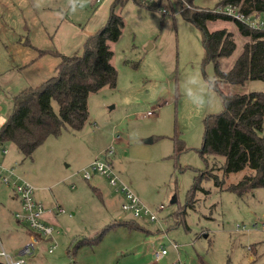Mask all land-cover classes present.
I'll list each match as a JSON object with an SVG mask.
<instances>
[{"label":"rangeland","instance_id":"obj_1","mask_svg":"<svg viewBox=\"0 0 264 264\" xmlns=\"http://www.w3.org/2000/svg\"><path fill=\"white\" fill-rule=\"evenodd\" d=\"M218 1L191 4L214 8ZM58 2L0 0V127L15 93L56 73L49 61H43V67L23 63L33 52L29 43L34 40L53 49L54 31L45 32L42 26L57 24ZM165 6L158 9L134 0L123 6V31L117 40H109L117 83L89 94V117L82 128L65 126L31 156L10 140L1 144L8 149L4 161L36 186V194L46 192L45 207L58 202L66 209L56 217L54 251L43 241L33 252L20 254L23 230L8 229L15 219L11 207L0 203L2 242L25 264H264V186L242 194L225 188L250 168L225 177V187L203 178L194 205L189 204L202 171L222 177L224 157L209 154L206 161L200 148L205 118L224 104L210 82L215 66L205 60L200 29L179 6ZM222 27L234 33L237 43L233 54L223 57L228 69L249 37L232 20L209 22L211 29ZM243 90L264 91V80H249ZM110 149L114 169L157 219L124 209V193L91 168V162ZM87 169L90 178L84 176ZM6 190L1 189L2 201ZM100 234L97 241L75 247ZM162 248L167 254L156 257Z\"/></svg>","mask_w":264,"mask_h":264},{"label":"trees","instance_id":"obj_2","mask_svg":"<svg viewBox=\"0 0 264 264\" xmlns=\"http://www.w3.org/2000/svg\"><path fill=\"white\" fill-rule=\"evenodd\" d=\"M127 1L112 2L107 22L87 37L81 54L51 50L60 57L56 73L40 85H28L12 96L11 112L0 127V143L13 141L25 156H31L49 135L60 133L67 125L73 129L85 125L89 117V94L105 85L115 86L117 83L118 70L112 62L114 52L109 40H117L123 31L125 21L121 11ZM134 1L158 9L165 4L182 7L183 16L193 21L201 31L205 60L215 66L210 82L220 94L224 107L205 118L200 151L206 161L209 154L224 157L220 166L222 177L207 169L202 171L193 184L192 196L202 188L203 178H213L216 185L225 187V177L246 168L251 171L225 188L242 194L264 186V91L243 90L249 80H264V28L250 27L206 7H186L181 0ZM219 3L240 4L246 13L253 10L264 12V0H219ZM219 19L234 21L240 33L249 37L228 69L223 65V57L233 54L237 43L234 33L228 28H209V22ZM46 51L42 49L40 53ZM193 200L194 196L189 200L190 205H194ZM100 236L92 240L85 238L75 247L84 242H95Z\"/></svg>","mask_w":264,"mask_h":264},{"label":"built area","instance_id":"obj_3","mask_svg":"<svg viewBox=\"0 0 264 264\" xmlns=\"http://www.w3.org/2000/svg\"><path fill=\"white\" fill-rule=\"evenodd\" d=\"M181 2L186 7H193L189 0H181ZM163 8L166 10V6H163ZM196 8L203 7L197 6ZM208 9L226 14L233 19L240 20L250 27L260 29L264 28V12L262 11L253 10L249 13H246L241 9L240 4L236 3H219L216 7ZM179 10L182 11V7H179ZM148 113L153 114L155 112L153 110H149ZM3 151L6 152L7 149L5 148ZM112 152L113 150L110 149L102 158H95L91 162V168L107 175L110 179V182L115 184L117 189L124 193L125 200L122 203L124 209L131 211L135 216L145 215L152 220L157 219V214L139 198L130 185L122 179L119 172L114 169V165L111 160ZM84 176L86 178H90L92 176L91 169H87L84 172ZM1 184L12 188L20 202V207L14 212L15 217L20 222L26 224L35 233L31 240L22 247V252H33L36 248V245L42 241L49 243L48 250L50 252L54 251V249L57 247V243L54 242L53 239L59 230L56 228L57 223L47 218V213L49 211L64 212L66 211L65 207L57 204L55 210L52 208L47 209L45 204L36 196V186L25 179L20 173H18L15 165L7 166L3 163H0V185ZM162 207L163 204H161L160 208ZM166 253L167 249L162 248L161 254ZM0 262H3V264L25 263L24 259L20 255H14L6 249L1 237ZM175 263L176 262H173L172 264Z\"/></svg>","mask_w":264,"mask_h":264},{"label":"crops","instance_id":"obj_4","mask_svg":"<svg viewBox=\"0 0 264 264\" xmlns=\"http://www.w3.org/2000/svg\"><path fill=\"white\" fill-rule=\"evenodd\" d=\"M59 1L60 2L56 4L59 12L57 24L42 26V29L45 32H50L51 30L54 31L52 35V44L54 46L53 49H50L51 47H49L50 45H48L47 42H46L47 45L37 43V40H34L33 43L32 42L29 43L30 41L28 40V38H25V42L29 43L30 47L33 48V52L29 54V56L24 61L23 65L26 66L31 63L33 64L40 63V65L42 66L43 61H49L51 62V66L52 64H55L54 66L56 69L60 61V57L54 54L53 52H51V50H56L65 54H81L83 52L84 44L87 37L91 34H94L100 27H102L107 22L110 15L111 5L114 0H59ZM48 7L51 9V11H53L52 10L53 7L51 5ZM42 49L44 50L48 49V50L45 53L41 54L39 53V51ZM51 56L53 57V59ZM1 144H3V142L0 143V163H3L4 165L7 166H11V164H8L4 161L6 159V154L8 153V149ZM5 148L7 149L6 152L3 151V149ZM3 188L7 189L6 192H4L5 198L3 199V201L5 200V202L0 200V203L4 206H7V208L8 205L11 207L9 211L14 216L15 219L14 222L8 225V229L12 230V228H15L16 230H18L19 227L22 228L24 237L21 236V238L22 240H24L23 244L25 245L28 241L31 240L32 236L35 233L26 224L20 222L15 217L14 212L16 209L20 207V202L16 197L15 193L13 192L12 188L4 184H1L0 198L3 194L1 192V189ZM36 196L42 202L44 199L48 198L46 192H40L39 194H36ZM56 203L61 205L58 202ZM56 206H53L52 209L55 210ZM60 213L61 212H57V211L55 212L49 211L47 213V218L51 221L56 222L57 221L56 217ZM14 224L15 226L13 227ZM40 243H44V242L42 241L39 242L38 244ZM19 253L23 254L22 248L20 249ZM164 255L165 254H161V252L159 251L155 253L156 257L157 256L164 257ZM253 258L254 255H250V259L253 260Z\"/></svg>","mask_w":264,"mask_h":264},{"label":"water","instance_id":"obj_5","mask_svg":"<svg viewBox=\"0 0 264 264\" xmlns=\"http://www.w3.org/2000/svg\"><path fill=\"white\" fill-rule=\"evenodd\" d=\"M152 138H149L148 140H151ZM0 264H3V262H0Z\"/></svg>","mask_w":264,"mask_h":264},{"label":"clouds","instance_id":"obj_6","mask_svg":"<svg viewBox=\"0 0 264 264\" xmlns=\"http://www.w3.org/2000/svg\"><path fill=\"white\" fill-rule=\"evenodd\" d=\"M198 106H203V104H201V105H198Z\"/></svg>","mask_w":264,"mask_h":264}]
</instances>
